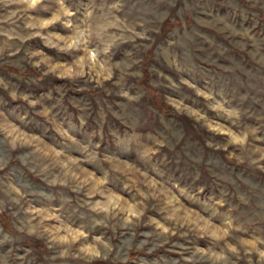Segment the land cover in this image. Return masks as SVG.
Returning <instances> with one entry per match:
<instances>
[{
  "label": "rangeland",
  "instance_id": "1",
  "mask_svg": "<svg viewBox=\"0 0 264 264\" xmlns=\"http://www.w3.org/2000/svg\"><path fill=\"white\" fill-rule=\"evenodd\" d=\"M0 264H264V0H0Z\"/></svg>",
  "mask_w": 264,
  "mask_h": 264
},
{
  "label": "trees",
  "instance_id": "2",
  "mask_svg": "<svg viewBox=\"0 0 264 264\" xmlns=\"http://www.w3.org/2000/svg\"><path fill=\"white\" fill-rule=\"evenodd\" d=\"M159 108L164 112V113H166V114H168V115H173L174 114V111H173V109L170 107V106H167V105H165V104H161V105H159Z\"/></svg>",
  "mask_w": 264,
  "mask_h": 264
}]
</instances>
